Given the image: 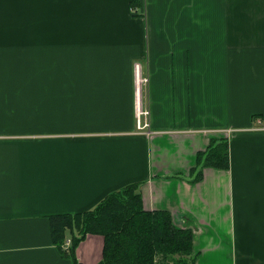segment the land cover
<instances>
[{"label": "crops", "instance_id": "obj_1", "mask_svg": "<svg viewBox=\"0 0 264 264\" xmlns=\"http://www.w3.org/2000/svg\"><path fill=\"white\" fill-rule=\"evenodd\" d=\"M132 184L196 264H264V0H0V264H73L52 219Z\"/></svg>", "mask_w": 264, "mask_h": 264}, {"label": "trees", "instance_id": "obj_2", "mask_svg": "<svg viewBox=\"0 0 264 264\" xmlns=\"http://www.w3.org/2000/svg\"><path fill=\"white\" fill-rule=\"evenodd\" d=\"M208 167L229 169L226 139L212 140L207 150L198 154L191 183L200 182ZM139 186L128 185L108 195L93 210L54 217L53 242L62 248L70 233L69 251L64 252L73 264H80L76 250L90 234L104 237L99 264H196L193 231L176 227L167 211H146Z\"/></svg>", "mask_w": 264, "mask_h": 264}, {"label": "built area", "instance_id": "obj_3", "mask_svg": "<svg viewBox=\"0 0 264 264\" xmlns=\"http://www.w3.org/2000/svg\"><path fill=\"white\" fill-rule=\"evenodd\" d=\"M144 83H148V78L143 79ZM138 126L140 130H145L148 134L150 131V111L148 109H143L139 106L137 109Z\"/></svg>", "mask_w": 264, "mask_h": 264}, {"label": "rangeland", "instance_id": "obj_4", "mask_svg": "<svg viewBox=\"0 0 264 264\" xmlns=\"http://www.w3.org/2000/svg\"><path fill=\"white\" fill-rule=\"evenodd\" d=\"M156 264V263H155Z\"/></svg>", "mask_w": 264, "mask_h": 264}]
</instances>
